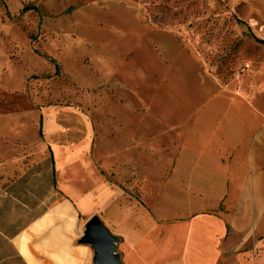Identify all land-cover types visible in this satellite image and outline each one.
Returning <instances> with one entry per match:
<instances>
[{
    "label": "rangeland",
    "instance_id": "obj_1",
    "mask_svg": "<svg viewBox=\"0 0 264 264\" xmlns=\"http://www.w3.org/2000/svg\"><path fill=\"white\" fill-rule=\"evenodd\" d=\"M259 12L264 0H0V184L47 175L53 190L54 176L68 181L93 165L111 181L118 132H126L119 117L148 111L154 98L165 106L166 96L169 111L192 113L197 80L248 92L264 77ZM124 179L116 184L128 202L112 193L88 210L61 195L78 211L79 242L90 243V218L112 209L140 216L159 202ZM132 246L113 235L118 263L133 264L123 256Z\"/></svg>",
    "mask_w": 264,
    "mask_h": 264
},
{
    "label": "crops",
    "instance_id": "obj_2",
    "mask_svg": "<svg viewBox=\"0 0 264 264\" xmlns=\"http://www.w3.org/2000/svg\"><path fill=\"white\" fill-rule=\"evenodd\" d=\"M196 85L192 113L169 111L166 96L163 109L154 98L148 111L119 117L126 132L109 164L113 180L93 165L68 181L54 176L53 190L47 175L2 182L0 264H94L93 244L79 242L78 211L61 195L85 200L88 210L112 193L128 202L118 185L124 177L143 198L159 200L135 218L125 209L97 217L112 237L132 238L123 256L133 264H264V77L245 93L218 79ZM206 88L213 93L205 96Z\"/></svg>",
    "mask_w": 264,
    "mask_h": 264
},
{
    "label": "water",
    "instance_id": "obj_3",
    "mask_svg": "<svg viewBox=\"0 0 264 264\" xmlns=\"http://www.w3.org/2000/svg\"><path fill=\"white\" fill-rule=\"evenodd\" d=\"M88 231L92 236L86 240L93 244L96 250L95 264H115L118 258L112 254L113 237L97 217L87 222Z\"/></svg>",
    "mask_w": 264,
    "mask_h": 264
},
{
    "label": "trees",
    "instance_id": "obj_4",
    "mask_svg": "<svg viewBox=\"0 0 264 264\" xmlns=\"http://www.w3.org/2000/svg\"><path fill=\"white\" fill-rule=\"evenodd\" d=\"M41 120H42V118H41ZM52 162L54 163V160L52 159Z\"/></svg>",
    "mask_w": 264,
    "mask_h": 264
}]
</instances>
